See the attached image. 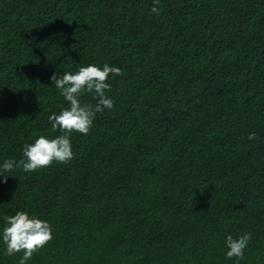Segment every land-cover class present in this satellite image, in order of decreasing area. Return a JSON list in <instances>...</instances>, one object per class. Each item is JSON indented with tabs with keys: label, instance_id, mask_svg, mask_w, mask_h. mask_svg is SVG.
<instances>
[{
	"label": "trees",
	"instance_id": "trees-1",
	"mask_svg": "<svg viewBox=\"0 0 264 264\" xmlns=\"http://www.w3.org/2000/svg\"><path fill=\"white\" fill-rule=\"evenodd\" d=\"M152 6L0 0V163L61 134L54 73L120 69L71 160L0 178V229L17 211L52 228L27 264H264V0ZM246 233L227 258L225 237ZM22 255L0 241V264Z\"/></svg>",
	"mask_w": 264,
	"mask_h": 264
},
{
	"label": "clouds",
	"instance_id": "clouds-1",
	"mask_svg": "<svg viewBox=\"0 0 264 264\" xmlns=\"http://www.w3.org/2000/svg\"><path fill=\"white\" fill-rule=\"evenodd\" d=\"M160 0H153L151 12L159 15ZM109 74L113 77L120 74V69L107 63L102 66L88 64L76 71H65L58 75L54 73L49 79L53 89L59 91L67 102V107H61L58 113L53 112L48 120L52 129H59L61 134L55 137L38 136L32 143L25 144L22 149L23 158L19 161L5 159L0 163V178L9 177L6 173L14 168L24 172H32L46 167L54 161L59 163L72 159V144L70 134L77 132L87 134L93 125L95 114L113 107V99L107 95L111 85L106 81ZM84 91L94 94L95 105L82 103L80 94ZM255 134L249 133L248 139H254ZM4 227L0 229V241L5 245L8 255L23 252L18 264H27L32 253L52 239V228L46 220L26 211H17L14 215L3 217ZM250 239L249 234L233 238L225 237L227 258H243L244 249Z\"/></svg>",
	"mask_w": 264,
	"mask_h": 264
}]
</instances>
